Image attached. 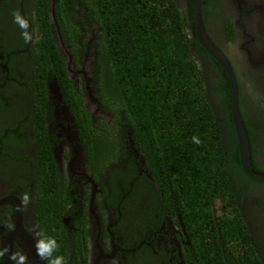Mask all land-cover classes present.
Here are the masks:
<instances>
[{
    "label": "flooded vegetation",
    "instance_id": "af4514ba",
    "mask_svg": "<svg viewBox=\"0 0 264 264\" xmlns=\"http://www.w3.org/2000/svg\"><path fill=\"white\" fill-rule=\"evenodd\" d=\"M155 2L176 11L208 92L230 96L234 130L231 83L198 40L193 0ZM81 3L0 0V264H18L16 253L26 256L25 264H49L57 256L64 264H186L192 244L181 214L162 199L141 129L127 124L115 104L114 73L100 49L110 26L99 16L90 20ZM199 3L204 32L229 64L242 120L249 121L252 170L264 175V0ZM16 11L29 21L30 43L13 22ZM45 21L55 51L43 38ZM73 22L78 31H71ZM234 135L236 145L224 132L221 140L234 205L216 200L208 227L219 237L233 222L229 232L239 238L250 231L255 256L247 259L244 237L234 248L222 243V263L264 264V181L241 167ZM41 238L56 240L51 257L37 255Z\"/></svg>",
    "mask_w": 264,
    "mask_h": 264
},
{
    "label": "trees",
    "instance_id": "16d2710c",
    "mask_svg": "<svg viewBox=\"0 0 264 264\" xmlns=\"http://www.w3.org/2000/svg\"><path fill=\"white\" fill-rule=\"evenodd\" d=\"M81 6L90 20L99 16L110 26L100 49L106 50L114 73L115 104L127 124L141 129L142 148L162 199L170 212L181 214L192 244L186 264H224L222 243L227 249L234 248L244 237L247 259L255 256L248 228L239 238L229 232L233 220L230 226L220 228V237L208 227L216 200L234 205L221 145L222 132L236 145L230 96L222 91L208 92L203 72L191 58L179 17L174 16L176 11L170 7L163 10L151 0H82ZM44 24L43 38L55 51L50 25ZM70 26L71 31H78L75 22ZM239 109L243 114L242 105ZM113 110L119 119L118 107ZM243 122L245 126L249 123ZM118 126L120 130L121 122ZM193 136L202 143L194 144ZM231 154L235 156V151ZM133 185L134 181L127 188Z\"/></svg>",
    "mask_w": 264,
    "mask_h": 264
},
{
    "label": "water",
    "instance_id": "95a60500",
    "mask_svg": "<svg viewBox=\"0 0 264 264\" xmlns=\"http://www.w3.org/2000/svg\"><path fill=\"white\" fill-rule=\"evenodd\" d=\"M193 3H194L195 32L197 34L198 40L205 48V50L209 53V55L215 58V60L222 66V68L227 73L231 83V91H232L231 118L237 139V150H238L240 165L243 168V170L246 173H248L250 176H252L257 180L264 181V175L253 172L252 166L250 164L249 141L238 106L237 89H236L234 75L232 73L229 64L225 60L224 56L220 53V51L217 48L213 46V44L210 42V40L207 38L204 32L201 21V8H200L199 0H193ZM79 152H81V150H79Z\"/></svg>",
    "mask_w": 264,
    "mask_h": 264
},
{
    "label": "clouds",
    "instance_id": "9594fccd",
    "mask_svg": "<svg viewBox=\"0 0 264 264\" xmlns=\"http://www.w3.org/2000/svg\"><path fill=\"white\" fill-rule=\"evenodd\" d=\"M13 22L19 26L22 30L21 35L25 41V43H30L33 40V35L28 31L30 24L28 19H26L19 11L13 13ZM192 142L194 144H200L202 141L198 136H193ZM21 204L23 206H27L30 202V197L28 193H24L21 197ZM40 235V233H37ZM58 248L57 242L54 238L48 239H39L36 242L37 255L41 257V259H45L47 257H51L52 252ZM6 251V250H5ZM4 252H0V255H3ZM19 257L18 264H25L26 256L21 253H16L13 255L12 259H16ZM49 264H64V258L62 256H57L49 261Z\"/></svg>",
    "mask_w": 264,
    "mask_h": 264
}]
</instances>
